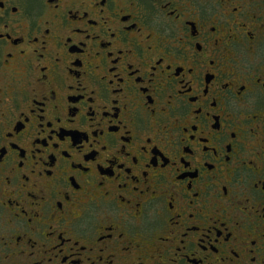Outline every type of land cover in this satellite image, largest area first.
Masks as SVG:
<instances>
[{"label":"flooded vegetation","instance_id":"1","mask_svg":"<svg viewBox=\"0 0 264 264\" xmlns=\"http://www.w3.org/2000/svg\"><path fill=\"white\" fill-rule=\"evenodd\" d=\"M0 264H264V0H0Z\"/></svg>","mask_w":264,"mask_h":264}]
</instances>
